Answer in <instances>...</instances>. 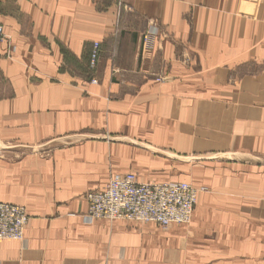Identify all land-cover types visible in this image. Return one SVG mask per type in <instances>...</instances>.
I'll return each mask as SVG.
<instances>
[{
    "label": "crops",
    "instance_id": "crops-1",
    "mask_svg": "<svg viewBox=\"0 0 264 264\" xmlns=\"http://www.w3.org/2000/svg\"><path fill=\"white\" fill-rule=\"evenodd\" d=\"M0 24V201L29 215L0 264H264V0H0ZM113 173L211 191L187 224L85 222Z\"/></svg>",
    "mask_w": 264,
    "mask_h": 264
},
{
    "label": "built area",
    "instance_id": "built-area-1",
    "mask_svg": "<svg viewBox=\"0 0 264 264\" xmlns=\"http://www.w3.org/2000/svg\"><path fill=\"white\" fill-rule=\"evenodd\" d=\"M160 30L152 24L143 33L144 44L159 36ZM7 35L0 24V41ZM101 44L95 42L90 54V66L96 68L100 59ZM160 76L156 80H163ZM97 83V79H92ZM204 186L189 182L144 183L134 173L112 174L102 189L91 190L85 195L87 213L84 219L131 220L154 223L167 227L174 223L187 224ZM25 206L0 201V240H23L28 215Z\"/></svg>",
    "mask_w": 264,
    "mask_h": 264
},
{
    "label": "rangeland",
    "instance_id": "rangeland-1",
    "mask_svg": "<svg viewBox=\"0 0 264 264\" xmlns=\"http://www.w3.org/2000/svg\"><path fill=\"white\" fill-rule=\"evenodd\" d=\"M195 186V185H194ZM205 187V186H204ZM207 188V192L208 191H211V189L209 188V187H206ZM206 192V191H205ZM86 195V194H85ZM85 197V196H84ZM86 200V199H85ZM86 202H87V200H86ZM14 204V203H13ZM18 205V204H17ZM87 213V211L83 214V219H84V215ZM28 215V214H27ZM98 219V218H97ZM97 219H94V220H97ZM28 220H29V215H28ZM94 220H92V221H94ZM84 221L85 222H88L86 219H84ZM92 221H90V222H92ZM90 222H88V223H90ZM5 240H10V239H5Z\"/></svg>",
    "mask_w": 264,
    "mask_h": 264
},
{
    "label": "bare ground",
    "instance_id": "bare-ground-1",
    "mask_svg": "<svg viewBox=\"0 0 264 264\" xmlns=\"http://www.w3.org/2000/svg\"><path fill=\"white\" fill-rule=\"evenodd\" d=\"M113 174H119V173H113ZM112 176V175H111ZM3 202V201H2Z\"/></svg>",
    "mask_w": 264,
    "mask_h": 264
}]
</instances>
